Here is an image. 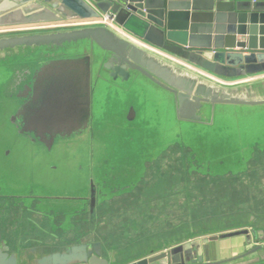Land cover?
<instances>
[{
    "label": "water",
    "instance_id": "obj_1",
    "mask_svg": "<svg viewBox=\"0 0 264 264\" xmlns=\"http://www.w3.org/2000/svg\"><path fill=\"white\" fill-rule=\"evenodd\" d=\"M105 15L121 32L95 24L60 27ZM39 26L56 27L29 29ZM0 30H17L0 33V65L11 60L9 67L16 68L0 91L8 95L0 100V125L10 123L29 147L40 148L37 155L92 131L101 87L119 94L142 82L168 94L175 138L164 145L156 139L171 134L157 114L140 130L147 133V147L158 148L153 156L175 150L185 161L193 147L182 141L183 125L213 132L208 127L216 108L264 106V76L245 80L264 75V3L259 0H0ZM126 103L117 113L133 123L137 111L133 103L123 108ZM123 122L107 124L129 132ZM127 139L125 148H133ZM212 140L200 147L213 145ZM20 168L24 172L25 165ZM92 176L89 168L90 217L96 203ZM4 191L11 193L3 180L0 194ZM256 236L246 229L204 235L129 264H234L249 256L254 258L246 264H264V246L243 253ZM115 256H105L90 234L45 254L36 248L12 252L0 239V264H118Z\"/></svg>",
    "mask_w": 264,
    "mask_h": 264
},
{
    "label": "rangeland",
    "instance_id": "obj_2",
    "mask_svg": "<svg viewBox=\"0 0 264 264\" xmlns=\"http://www.w3.org/2000/svg\"><path fill=\"white\" fill-rule=\"evenodd\" d=\"M6 63L4 67L0 65V91L3 83L16 69L9 67L12 64L11 60ZM7 98L8 95L0 93V100L4 101ZM94 99V105L100 111L98 114L95 111L92 131L64 142H56L51 152L43 151V154L37 155L40 148L33 145L34 148H28L30 142L17 134L18 132L10 123L0 125V146L25 147V151L19 154L26 157L25 161L21 162L25 165L21 192L27 196L21 201L18 200L24 205L25 218L32 220L36 214H39L37 211L39 209L44 212L55 209L72 211L71 214L63 217L62 222L63 230H68V238H75L77 232L86 227L84 222L87 221V214L86 211H81V208L84 204L82 198L88 193V169L92 160L94 164L97 160L103 163L98 176L97 168L94 169L92 179L95 185L99 184L103 173L108 183L121 178L118 171L120 165L128 166L125 170L126 174L134 166H142L147 162L146 160L151 159L154 153H149L148 148L150 149L151 146L147 147V133L141 131L140 128L146 125L143 121L151 119L156 114L163 119L164 131L171 132L169 136L165 133L156 139L164 145L175 138L174 112L168 94L149 84L144 85L142 82L131 84L127 92L119 94L116 91L109 93L106 87H101L99 91H96ZM124 102L127 103L123 108L128 103H133L137 111L136 121L133 123L123 122L122 116L117 113ZM0 104H2L1 101ZM119 121L130 125L131 130L128 132L124 128L107 124L113 122L117 125ZM212 121L213 125L208 128H211L213 132L197 125L194 126L195 128H189L190 125L185 128L186 125H183L181 132V136H184L182 141L193 147L191 152L186 153L187 171H191V176L193 172L201 173L204 180L202 190L200 187L197 188V191L202 194L196 195L194 199L190 193V187L193 186H187V211H213V198H215L213 196L217 194L218 199L215 200L217 207L224 206L221 209L228 210L229 215L220 216L217 212L219 219L213 226H217L218 230L221 228L229 231L256 230L257 236H264V205L260 206L262 211H257L259 198L264 195V153L258 155L257 152L259 145L264 146V106H222L216 108ZM169 127L171 129L167 130ZM193 128L194 131L191 132ZM128 137L130 140L127 139L126 144L131 143L133 147L131 150L136 149L135 152L124 150L125 140ZM211 140L213 145L200 147L201 144L210 143ZM98 145L103 147L100 151L95 148ZM178 155L182 157V152L170 153L171 159ZM186 175L188 183L191 178L188 174ZM213 180L216 182L213 183ZM1 195L6 197L8 194L4 191ZM198 197L201 198L197 199ZM7 200L0 197V218L17 215L16 212L1 211L12 207L10 205L12 201ZM260 200L264 204L263 199L260 198ZM248 206H251L250 211H247ZM71 233H73L72 236ZM258 246H264V239L263 241L259 240V237L255 240L251 239L243 253L247 249ZM253 258L254 256H249L247 260H239L234 264H246L245 261H252Z\"/></svg>",
    "mask_w": 264,
    "mask_h": 264
},
{
    "label": "crops",
    "instance_id": "obj_3",
    "mask_svg": "<svg viewBox=\"0 0 264 264\" xmlns=\"http://www.w3.org/2000/svg\"><path fill=\"white\" fill-rule=\"evenodd\" d=\"M259 1L264 3V0ZM95 148L100 151L103 147L98 145ZM124 150L136 151L131 150V147ZM24 151L25 147L18 145L0 149V181L4 180L11 190L6 197L1 194L0 197L12 201V207L1 211L17 213L0 218V239L7 243L12 252L21 254L27 249L36 248L39 254H45L76 244L80 238L90 234L94 241L101 244L105 256L114 254L118 264H129L151 252H158L204 235L229 231L222 228L218 230L217 226H213L219 219L217 212L220 216L229 215L228 210L221 209L224 206L217 207V194L213 196L216 198H213V211H187V186H193L190 187V193L194 199L196 195L202 194L197 188L202 190L204 180L199 172H193L191 176V171H187L185 159L180 155L171 159L170 153L176 152L174 150L162 151L157 157L151 156L142 166H134L127 174L125 170L128 166L120 165L118 171L121 178L114 179L112 183L105 180L103 173V176H100L101 181L96 185V208L93 218L90 217L89 211H86L88 204H83L81 210L87 214V221L84 222L86 227L77 232L75 238H68V230H63L62 222L63 217L72 211L55 209L44 212L39 209V214L32 220L25 218V208L20 202L24 199L21 192L23 171L20 168L24 155L19 154ZM148 151L159 152L156 147L148 148ZM257 152L258 155L264 153V146L259 145ZM102 165L100 161L97 160L94 164L92 160L89 168L93 174L97 168L98 176ZM186 174L191 178V183H187L189 180ZM214 181L216 182L213 180V183ZM86 198L88 199V194ZM260 198L264 201V195ZM260 198L257 211H262L260 206L264 205ZM15 201L18 202L14 204ZM210 203L212 206V202ZM248 210H251V206H248Z\"/></svg>",
    "mask_w": 264,
    "mask_h": 264
},
{
    "label": "built area",
    "instance_id": "obj_4",
    "mask_svg": "<svg viewBox=\"0 0 264 264\" xmlns=\"http://www.w3.org/2000/svg\"><path fill=\"white\" fill-rule=\"evenodd\" d=\"M91 24H95V25H106V26L112 27V28L120 31L118 29V27L116 26L115 22H114V18H110L108 15L102 16V18L100 20L90 21V22H78V23L64 24V25H62L60 27H65V26L72 27V26L91 25ZM53 27H56V26L30 27L29 29L34 30V29H46V28H53ZM9 31H17V30H0V33L9 32ZM135 41L137 43H139V45H142V46L150 49V47H148L146 44L140 42L139 40H135ZM263 76L264 75L254 76L252 78H248V79H245V80L255 79V78H259V77H263ZM223 82H226V81H223Z\"/></svg>",
    "mask_w": 264,
    "mask_h": 264
},
{
    "label": "flooded vegetation",
    "instance_id": "obj_5",
    "mask_svg": "<svg viewBox=\"0 0 264 264\" xmlns=\"http://www.w3.org/2000/svg\"><path fill=\"white\" fill-rule=\"evenodd\" d=\"M82 200H83V203L85 204H88L87 205V210L86 211H90V209H89V199H87L86 197H83L82 198ZM95 208H96V203H95V207H94V209H93V211L95 210ZM82 211V210H81ZM84 211V210H83ZM256 231V230H255ZM258 237H259V240H261V241H263V239H264V236L263 235H259V236H256V239H258Z\"/></svg>",
    "mask_w": 264,
    "mask_h": 264
}]
</instances>
